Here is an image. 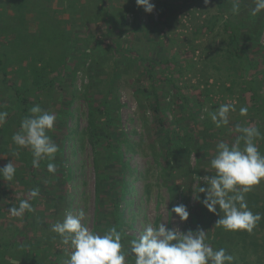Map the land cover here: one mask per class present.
Listing matches in <instances>:
<instances>
[{"label": "rangeland", "instance_id": "obj_1", "mask_svg": "<svg viewBox=\"0 0 264 264\" xmlns=\"http://www.w3.org/2000/svg\"><path fill=\"white\" fill-rule=\"evenodd\" d=\"M224 1L219 8V0H151L155 8L147 13L135 0H0V53L7 57L8 80L35 89L57 78L30 99L57 116L48 134L59 146L55 174L47 164L37 170L39 196L24 229L22 218L8 209L28 198L32 155L12 143L23 116L9 89L2 91L0 111L8 117L0 127V167L11 160L16 175L11 182L0 179V264H24L19 246L25 230L35 258L59 264L67 246L50 228L66 210L81 208L94 231L117 225L125 248L145 224L164 222L181 231L203 228L235 264H264V180L246 195L248 207L262 217L252 233L216 227L218 215L195 199L204 186L200 177L213 171L210 160L220 141L234 142L237 126H257L264 134L258 103L247 90L252 80L264 96V11L252 17L253 0H242L233 15L231 0ZM227 19L243 23L242 34L257 35L239 40L238 52L249 54L250 67L228 53ZM224 103H235L236 111L217 128L209 113ZM156 106L165 126L157 121ZM167 135L176 145L167 143ZM257 145L264 153V139ZM179 204L187 205V221L171 211ZM7 240L20 244L5 247Z\"/></svg>", "mask_w": 264, "mask_h": 264}, {"label": "clouds", "instance_id": "obj_2", "mask_svg": "<svg viewBox=\"0 0 264 264\" xmlns=\"http://www.w3.org/2000/svg\"><path fill=\"white\" fill-rule=\"evenodd\" d=\"M204 4L210 0H203ZM137 6L151 13L155 4L151 0H135ZM254 7L249 14L256 17L264 11V0H253ZM242 0H231V12L239 15ZM236 111L235 103L221 104L209 113L217 128L229 124L230 112ZM248 109L241 107L239 114L246 116ZM8 117L7 111H0V127ZM57 116L45 111L39 105L29 109L13 133L11 140L17 149H28L32 155V166L38 168L41 161L47 160V171L55 174L54 163L59 146L51 139L49 132L54 130ZM239 135L232 143L220 141L216 145L215 155L210 160L211 175L200 177L204 186H199L195 199L207 210L218 215L215 225L225 231H246L252 233L258 221L259 213H253L248 207L246 195L264 180V153H261L257 141L264 139L257 126H237ZM18 157L19 151L14 150ZM16 166L10 160L0 167V179L6 182L14 180ZM199 193L204 196L201 199ZM28 196L35 199L39 189L33 188ZM34 208L29 199L20 200L18 206L8 209L15 218H23L25 212ZM181 222L187 221V205L179 204L171 209ZM87 214L83 208L75 213L66 210L62 220L57 221L50 231L61 238L66 245L65 256L59 264H235V257L223 247H213L207 232L203 228L181 231L178 227L169 228L160 222L144 225L142 232L129 242V247L122 244L123 234L116 226L108 227L103 233L87 226Z\"/></svg>", "mask_w": 264, "mask_h": 264}, {"label": "trees", "instance_id": "obj_3", "mask_svg": "<svg viewBox=\"0 0 264 264\" xmlns=\"http://www.w3.org/2000/svg\"><path fill=\"white\" fill-rule=\"evenodd\" d=\"M225 4V1L224 0H219V8L223 7ZM103 17L104 19L107 18V15L106 13L103 14ZM215 16H212L210 19L213 20V22L215 23ZM209 19V20H210ZM245 25L241 22L237 23L235 26L232 25V23L230 22L229 19H227L225 22H224V29L227 31L229 30L230 31V47H231V51L228 52L229 54L231 53L232 55L236 56L237 59L240 61V63L243 64V67L244 68H247V67H250L252 62L249 58V54H247L246 52L242 51V52H238V48L240 47L239 46V40L241 38H244L246 40H248L249 42L250 39L247 38V34H252V33H246L244 32L242 34L241 32V29H243ZM208 27V26H207ZM259 27L260 26H257L255 28V32H258L259 30ZM210 28V26H209ZM252 36H257V35H253ZM144 59V58H143ZM169 60L167 59H164V62H168ZM163 62V60L161 61V63ZM6 63H7V57L4 53H0V94H2V91L3 90H6V89H9V92L11 94V96L13 97V105H14V108L16 110V112H18L21 116H23L22 118H24L26 115L29 114V109L33 106L32 105V102H31V99H30V96L32 94H35V92L46 86V85H50V86H54L56 85V82H57V78H53L47 82H45V84H43L42 86H38L36 87L35 89L33 88H30V87H27L26 85L24 84H18L16 82H11L8 80V73H7V70H6ZM176 90L179 92V88L176 87ZM247 90L250 92V97L251 98H254L256 99V103H258V108H259V111H260V114H261V117H262V121L264 123V96L263 94H261V92H259L258 90L255 89L254 87V82L252 80H249L247 81ZM182 93L179 92V97H182L183 99V102L184 103H187L186 102V98L184 96H181ZM102 102V105H103V109H102V113L104 115V117H106L108 119V108H107V99L104 98L101 100ZM159 106H156L155 109H156V112H157V121L158 123L161 125V126H165V122L163 121V119L161 117H159ZM107 119H105V123L108 124L107 122ZM107 126V125H106ZM206 127H210V124H206ZM168 128V127H167ZM108 129V128H106ZM263 131H264V128H263ZM168 134L169 135H173L172 133H170L168 131ZM109 135V132L106 130V136ZM166 141L167 143H171L172 141L174 142L172 145H176L175 143V140H174V137L172 136H168L166 137ZM108 154V153H107ZM110 157V156H109ZM47 160H44V161H41L40 163V166L38 168H34L32 166V163L31 161H29V163L27 162L26 164V169H27V172L30 174V177H28V185H29V190H28V193L31 189L35 188L36 187V181H35V176H36V173H37V170L39 168H41L42 166H46V163ZM106 177V176H104ZM2 181H0V212H2V200H3V191H2ZM28 193H27V196H28ZM30 203L32 204V206H34V204L36 203L37 201V197L35 199H32L28 196V198ZM118 215V214H117ZM32 216H33V213L32 212H25L23 218H22V225L24 227V229H28V227L30 226L31 224V219H32ZM116 227H118L117 225H115ZM22 236H23V241H21L19 243V241H5V242H1L5 247H8V246H12V245H19V251L21 252V255H22V259H23V263L24 264H50L48 262H39L35 256H34V250L33 248L31 247V243H30V240L28 238V236L26 235V230L22 233ZM212 245H214L215 247L219 248L220 245L219 243H216L215 240H210L209 241Z\"/></svg>", "mask_w": 264, "mask_h": 264}]
</instances>
